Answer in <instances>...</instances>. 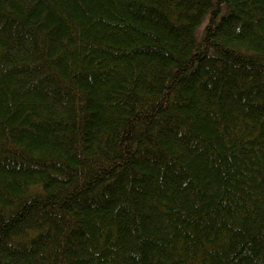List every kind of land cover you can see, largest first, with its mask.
Instances as JSON below:
<instances>
[{
	"label": "trees",
	"instance_id": "1",
	"mask_svg": "<svg viewBox=\"0 0 264 264\" xmlns=\"http://www.w3.org/2000/svg\"><path fill=\"white\" fill-rule=\"evenodd\" d=\"M0 264H264V0H0Z\"/></svg>",
	"mask_w": 264,
	"mask_h": 264
}]
</instances>
